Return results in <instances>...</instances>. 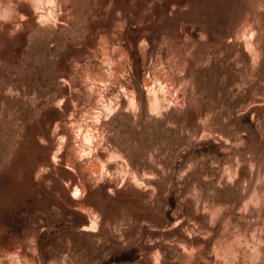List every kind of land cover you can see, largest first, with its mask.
Segmentation results:
<instances>
[{
  "label": "rangeland",
  "instance_id": "rangeland-1",
  "mask_svg": "<svg viewBox=\"0 0 264 264\" xmlns=\"http://www.w3.org/2000/svg\"><path fill=\"white\" fill-rule=\"evenodd\" d=\"M0 264H264V0H0Z\"/></svg>",
  "mask_w": 264,
  "mask_h": 264
},
{
  "label": "bare ground",
  "instance_id": "bare-ground-1",
  "mask_svg": "<svg viewBox=\"0 0 264 264\" xmlns=\"http://www.w3.org/2000/svg\"><path fill=\"white\" fill-rule=\"evenodd\" d=\"M76 136V135H75ZM73 144V143H72Z\"/></svg>",
  "mask_w": 264,
  "mask_h": 264
}]
</instances>
